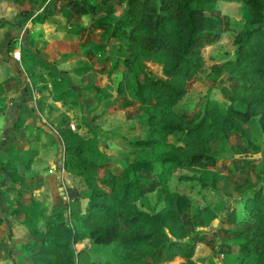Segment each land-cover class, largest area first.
I'll use <instances>...</instances> for the list:
<instances>
[{
	"label": "rangeland",
	"instance_id": "obj_1",
	"mask_svg": "<svg viewBox=\"0 0 264 264\" xmlns=\"http://www.w3.org/2000/svg\"><path fill=\"white\" fill-rule=\"evenodd\" d=\"M112 1L114 0H94L98 5L94 12L89 11L87 5L69 6L70 0H62L61 12L57 11L59 7L56 8V0H27L29 8L18 7L20 9L17 10L10 8L12 1L0 0V20L7 18L10 23H15L11 28L14 29V34L10 33L9 37H20L21 46H25L27 50L20 56L24 74H32L31 77L27 75L29 80L26 79L35 92L32 94L29 91L31 114H28L21 125L28 131L38 129L39 142L36 147L35 142H29L31 149L26 147V150L14 145L12 150L15 152L10 155L13 157L6 156L4 160H0L1 178L9 180L5 170L16 168L18 173L23 174L22 184L25 183L28 187L25 193L18 192L13 186L2 191L0 188V264H19L25 259L22 244L30 235L25 226L24 229L17 224L16 221L24 215L17 213L15 207L22 212L31 207L38 208L37 212L31 209L33 212L30 211V215L34 218L31 220L30 217L31 222L27 226L44 230L46 218L43 214L46 215L53 208H60L63 203L67 204L69 188L76 189L81 194L87 189L83 177H79L80 180L68 177L66 180L61 176L62 148L55 127L60 116L68 117L67 126L78 132L84 152L94 149L95 160L101 159L100 151L104 152V161L109 168L120 167L126 159H132L136 155L150 158L147 149L140 150L125 145L122 147L116 142L117 136L114 139L110 135L115 133L125 138H143L147 131L144 125L135 122V117L143 111L142 104L133 101L127 106L120 105L131 98L133 78L122 60L128 52L126 42L102 37L100 30L93 25V20L105 12L106 4ZM226 1L228 0H215L213 8L206 12L208 16L205 26L218 35L208 49L213 55L206 54L208 51L201 47L204 64L196 71L194 78L188 79L183 95L174 105V109L185 117L193 118L198 115L208 100L243 106L229 93L223 63L234 58L232 36L240 26L237 20L245 19V7L241 2L233 3L232 0L231 3L227 2L228 6L223 5ZM46 2L49 4L40 11V6ZM120 2L124 6L126 1ZM75 22L81 27L77 35L56 30L63 24ZM113 59L120 64L114 70L111 66ZM138 62L135 61L133 65L136 67ZM145 64L154 77L161 75L159 63L146 61ZM216 68L223 72L215 74ZM119 83L120 93L116 90ZM34 96L38 97L41 107L44 106L42 115L35 109ZM58 97L59 100H55ZM166 139L178 142L176 134H169ZM15 142L20 144L18 139ZM37 147L41 148L37 162L39 168L36 169L38 174L34 172L26 175L23 165L28 166V160ZM211 148L218 157L214 164L183 166L168 177L167 185L178 194L177 203L183 210L182 219L187 230L191 232L193 226L198 229V240L195 241L191 255L195 264H234L237 254L229 229H248V225L235 220L237 215L246 214L238 193L259 188L264 198V132L259 129L256 117L247 122H237L227 137L219 142H211ZM45 158L56 162L51 174L45 173L48 166ZM244 164L247 166L243 167ZM136 167L143 177L149 179L152 176L146 162L137 163ZM41 168L44 173L39 170ZM179 174L196 178L209 175L210 178L201 185L198 179H180ZM26 176L30 177L24 182ZM40 180L46 182L45 189L36 186ZM94 183L101 185L98 178H94ZM38 189L37 192H41L39 195H31V191ZM46 196H49V204L46 206L45 203L44 206ZM163 200L161 189L156 187L145 191L135 203L138 208L153 212L163 205ZM83 202L84 200L79 202L80 210ZM71 206L78 209V203H71ZM65 212L67 213V209ZM227 218L231 220L228 221ZM164 238L165 235H160L152 242L158 243ZM74 247L80 251L77 264H89L94 259H106L107 264H126L120 258L118 247H114V243H91L88 238H82L74 242ZM183 262L181 256L175 255L153 264Z\"/></svg>",
	"mask_w": 264,
	"mask_h": 264
},
{
	"label": "trees",
	"instance_id": "obj_2",
	"mask_svg": "<svg viewBox=\"0 0 264 264\" xmlns=\"http://www.w3.org/2000/svg\"><path fill=\"white\" fill-rule=\"evenodd\" d=\"M60 1L56 0L57 11ZM70 1L69 6L87 5L89 11L95 12L98 7L94 0ZM125 1L124 6L120 0L106 4L105 12L93 20V25L102 37L126 42L128 52L122 60L133 78L131 98L120 105L127 106L133 101L142 104L143 111L135 122L144 125L147 131L143 138L121 136L122 142L131 148L147 149L150 158L136 155L126 159L119 170L98 177L101 185H96L92 178L104 152L100 151V160H95L94 149L84 152L78 132L67 126V116H60L55 127L61 140V167L81 175L87 189L81 194L69 188L67 204L50 211L44 230L29 229L30 237L22 244L25 259L19 264H77L80 251L75 249L74 242L82 238L91 243H114L126 264H153L175 255L184 259L183 264H195L191 255L198 229L193 226L191 232L187 230L183 210L177 203L178 194L168 187V177L183 166L214 164L218 157L211 142L227 137L237 122L256 117L259 129L264 132V0H232L245 7V19L237 20L240 26L232 36L234 58L223 63V71L231 97L243 106L208 100L193 118L181 115L174 105L183 95L187 80L194 78L204 64L201 47L217 38V32L205 26L206 12L213 8L215 0ZM64 28L66 33H79L77 22ZM146 61L159 63L161 75L154 77L144 66ZM118 65L119 62L111 60L113 70ZM223 71L216 68L214 73ZM116 90L121 92L120 83ZM38 109H41L39 102ZM169 134H176L178 142L168 141ZM144 162L152 174L149 179L136 167ZM5 171L9 180L21 189L22 174L15 168ZM178 178L198 179L202 185L210 176L179 174ZM156 187L163 194V205L153 212L138 208L137 198ZM238 196L246 214L237 215L235 220L248 225V229H229L237 254L234 264H264V198L259 188ZM80 200H84L81 210ZM71 203H78V209ZM160 235L165 238L153 243ZM89 264L107 262L94 259Z\"/></svg>",
	"mask_w": 264,
	"mask_h": 264
},
{
	"label": "crops",
	"instance_id": "obj_3",
	"mask_svg": "<svg viewBox=\"0 0 264 264\" xmlns=\"http://www.w3.org/2000/svg\"><path fill=\"white\" fill-rule=\"evenodd\" d=\"M26 1L27 0H19L18 2H12V6H10V8L16 9V10L23 8V7L29 8ZM49 2L48 3L46 2L45 5L40 6V11H42L43 8H45V6L49 4ZM227 2L231 3L232 1L230 2L228 0L223 5H226ZM233 3H236V1H234ZM228 5L229 4H227V6ZM18 7H20V8H18ZM35 9H37V8H35ZM220 10H221V8H220ZM231 15L233 17H235L233 14H231ZM69 25H70V23H68L64 26H69ZM14 26H15V23H10V20H7V18L0 20V160H4V158H6V156L9 157L12 154L11 152H15L14 150H12L14 145L16 147H24V149L26 150V149H28L26 147H29V148L31 147L30 146L31 142H35V147L37 146V143H39V142H37V140H38V134H37L38 129H33V130L28 131L21 125V123L26 120V117L29 116L28 114L29 113L31 114V104L29 101V97H30L29 91L32 92V94H34L35 92L32 89L30 83L28 81H26V79L29 80L27 75H29L31 77L32 74L31 73H29L27 75L24 74L25 72L23 70L22 62L20 60V56H22V54H23V49L26 50V47L21 46L22 44H20V42H21L20 37H13L12 39H11V37H9L10 33L14 34V32H12L14 29L13 30L11 29ZM62 26H59L58 29H56V30H58L60 33L65 32V34H67L65 28ZM80 29H81V27L79 26V31H80ZM22 42H23V40H22ZM212 45H213L212 42L206 43L205 45L202 46V49L205 51H208V49ZM205 53L208 55H209V53H210V55L211 54L213 55L212 51H208ZM203 54H204V52H203ZM206 54H204V55H206ZM62 59L65 60L64 58H62ZM186 85H187V82H186ZM186 85H185V88H186ZM33 98H34V104H35L36 111L42 115V112L44 111V106H42L41 109H38V97L36 98L34 96ZM55 100H59V98H55ZM45 114H46V112H45ZM11 117H12V120H11ZM110 135L114 139L117 136L116 142L120 146L124 147V143L122 142L121 134L115 135V133H111ZM17 139H18V142L20 144H16V142L14 143V141H16ZM27 143L29 144V146H27ZM40 150H41L40 147L39 148L37 147V149H34V152H33L34 154L28 160V163H27L28 166H24L25 164L23 165V167H25V168H23V170H25L24 173L26 175L28 173L34 174V172H36V174H38V171L36 169L39 168L37 166V162L39 161ZM19 151L21 153V150H19ZM19 151L17 152V154H19ZM10 157H13V156H10ZM104 159H105V156H104L102 162L98 161L99 168L97 170V173H95L93 178H92L93 182H94V178L100 177L105 172H107V171H114L115 172L122 167V165H121L120 167L109 168V166H107L105 164ZM46 162L48 163V164L46 163L48 166L45 170V173H47V174L53 173L54 167H55L54 163L56 165V162H53L52 160H49V159H46ZM60 168L62 171L61 176L63 179L67 180L68 177H76L77 179L80 180L79 177H82L81 175L72 174V173L67 172L61 166H60ZM42 169L43 168H41L39 170H41L42 173H44V171ZM58 169H59V167H58ZM0 171H1V169H0ZM3 171H4V169H3ZM46 171H48V172H46ZM1 177L2 176H0L1 191L6 189L9 186L11 188L13 186L18 190V192H24V193L27 192L26 189H28V187L25 186V183L22 184L21 189H18L17 185L13 184L10 180H8L6 178H1ZM28 177H30V176H26L24 178V182L27 180ZM22 180H23V174H22ZM27 183H28V181H27ZM38 183L39 184L38 185L36 184V186L40 187V189H45L44 186L47 187L46 182H44V181L41 182V180H40ZM69 185H71V184H69ZM37 191H39V189L35 190V191H31V195H39L41 193V192H37ZM44 193H47V191L44 190ZM31 201H33V199L30 200L29 202H31ZM34 201H37V200H34ZM45 203H46V206L49 204V196L45 197V202L43 204L44 206H45ZM15 208H16L15 211L17 213L20 212V213H23V215H24V217H22V218L20 217V219L16 221L17 224L19 223L20 227H23L24 229L26 227V229L29 230L31 227H29L27 225H29L31 222L30 217L32 218L31 220H33V218H34V216L30 215L31 212H33L31 209H33L34 211L37 212L38 208L34 209L31 207V208L25 209V212H22L21 209H19L17 207H15ZM49 213H50V211L46 215L43 214L45 216V218L47 217V215ZM36 229L41 230V228H36ZM19 230H20V228H19Z\"/></svg>",
	"mask_w": 264,
	"mask_h": 264
}]
</instances>
